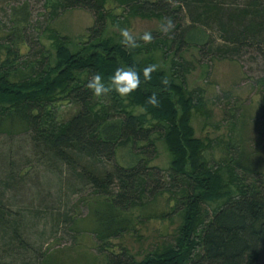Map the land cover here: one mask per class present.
Returning a JSON list of instances; mask_svg holds the SVG:
<instances>
[{
	"label": "trees",
	"instance_id": "obj_1",
	"mask_svg": "<svg viewBox=\"0 0 264 264\" xmlns=\"http://www.w3.org/2000/svg\"><path fill=\"white\" fill-rule=\"evenodd\" d=\"M112 1L126 5L129 15L156 19L160 26L170 17L174 27L162 36L160 30L152 34L151 43L134 36L139 46L129 49L121 43L118 16L105 7L110 0H65V6L82 7L93 15L83 41L69 47L62 37L50 34L49 49L26 60L19 54L24 42L19 26L0 29V134L28 133L91 186L96 198L88 209L89 231L99 243L132 228L140 218L179 215L169 241L138 260L120 262L109 256V264H264V176L243 150L208 164L203 155L208 145L194 136L189 123L203 106L184 89L183 73L166 74L159 67L150 80L143 75L146 66L157 64L158 54L166 59L172 51L178 57L184 44L205 45L203 28L181 27V14L189 5L215 14L219 30L227 35L215 50L224 55L236 45L261 41L264 0L233 7L222 0ZM196 15L195 22L205 20ZM107 19L116 31L107 30ZM168 59L171 69L178 65L173 57ZM129 66L139 74L140 84L127 96L113 88L98 97L86 87L95 73L109 86L116 69ZM153 92L157 106L148 102ZM62 101L76 104L77 110L58 121L55 107ZM157 138L169 155L168 185L178 188L164 189L173 199L169 211H154L150 205L166 193L157 183L155 167L147 165ZM121 150L132 158L128 164L115 162V151ZM81 159L90 162L80 164ZM101 160L111 162V169L97 170L94 164Z\"/></svg>",
	"mask_w": 264,
	"mask_h": 264
},
{
	"label": "rangeland",
	"instance_id": "obj_2",
	"mask_svg": "<svg viewBox=\"0 0 264 264\" xmlns=\"http://www.w3.org/2000/svg\"><path fill=\"white\" fill-rule=\"evenodd\" d=\"M222 1L233 7L247 0ZM64 3L0 0V29L19 26L24 38L19 44L22 60L49 49L50 34L62 37L69 47L83 41L93 15ZM105 7L133 36L146 31L156 34L160 29L156 19L129 15L121 2L110 0ZM203 12L201 6L189 5L181 14L180 24L203 28L208 43L182 45L179 58L172 51L166 59L158 54L157 65L166 74L171 70L178 76L183 73L184 89L202 104L203 112H193L189 123L194 136L208 145L203 151L208 164L214 166L243 150L250 164L264 176V33L260 42L236 45L235 50L222 55L215 48L221 47V37L227 35L219 30L213 12ZM197 13L205 19L203 22L194 21ZM109 23L107 19V30L116 31ZM169 57L179 66L171 69ZM76 110L74 103L59 102L55 117L65 121ZM114 159L118 164L132 160L124 150L115 151ZM168 161L163 140L157 138L147 165L155 167L161 189L166 192L168 187L173 192L178 188L168 185ZM87 162L80 160V164ZM94 166L99 171L110 170L111 162L101 160ZM167 193L150 203L152 210L169 211L173 199ZM95 198L91 186L76 177L70 165L50 155L28 133L0 134V264H109V256L120 262L138 260L169 241L180 222L174 212L165 218H140L132 228L105 244L99 243L89 231L92 217L88 209Z\"/></svg>",
	"mask_w": 264,
	"mask_h": 264
},
{
	"label": "clouds",
	"instance_id": "obj_3",
	"mask_svg": "<svg viewBox=\"0 0 264 264\" xmlns=\"http://www.w3.org/2000/svg\"><path fill=\"white\" fill-rule=\"evenodd\" d=\"M174 24L170 17L165 18V22L161 24L160 31L163 33H167L172 30ZM121 36L123 37L121 43L125 44L129 49L138 47L137 39L134 37L128 29H121ZM140 40H143L145 43H151L153 40V36L151 32H144L140 37ZM159 68V65L152 64L148 65L143 69V75L145 80L151 79V73L156 71ZM164 84H168L167 78L163 80ZM140 84L139 74L134 70L133 67H120L116 69L115 74L112 77L111 84L109 86H105L102 82V78L98 73L92 75V78L88 81L86 87L91 89L94 92V95L101 96L106 95L110 91L115 89L117 93H119L122 97L129 95L132 91H134ZM150 104L153 106L158 105V99L155 92L149 97Z\"/></svg>",
	"mask_w": 264,
	"mask_h": 264
}]
</instances>
